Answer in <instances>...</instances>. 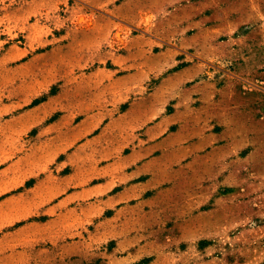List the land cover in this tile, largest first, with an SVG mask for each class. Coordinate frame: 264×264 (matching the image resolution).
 Segmentation results:
<instances>
[{
	"label": "rangeland",
	"instance_id": "1",
	"mask_svg": "<svg viewBox=\"0 0 264 264\" xmlns=\"http://www.w3.org/2000/svg\"><path fill=\"white\" fill-rule=\"evenodd\" d=\"M92 28L95 64L139 72L134 94L102 99L164 102L175 146L160 147L149 169L159 181L114 217L95 200L87 218H35L19 236L17 222L2 224L0 264H264V0H0V122L30 69L34 101L60 90L53 54ZM3 145L17 153L14 139Z\"/></svg>",
	"mask_w": 264,
	"mask_h": 264
},
{
	"label": "crops",
	"instance_id": "2",
	"mask_svg": "<svg viewBox=\"0 0 264 264\" xmlns=\"http://www.w3.org/2000/svg\"><path fill=\"white\" fill-rule=\"evenodd\" d=\"M98 37L93 32L84 45L64 44L60 54H53V60L62 62L61 88L41 101H34L40 86L37 72L30 69L28 88L17 96V111L0 122V227L17 222L18 236L35 218L45 223L87 218L86 206L95 200L104 214L113 209L109 218L116 216L125 201L159 181L151 182L149 173L154 154H161L160 147L165 150L166 141L175 146L164 135L169 119L164 102H155L150 93L123 107L102 99H111L119 89L134 94L139 72L112 74L95 64L101 61ZM81 63L93 65L83 72ZM72 77L77 81H69ZM9 138L17 141V153L7 157L3 143ZM87 158L106 161L86 169Z\"/></svg>",
	"mask_w": 264,
	"mask_h": 264
}]
</instances>
